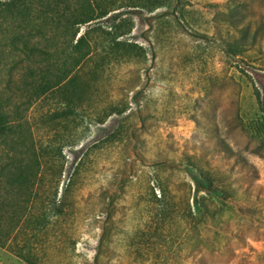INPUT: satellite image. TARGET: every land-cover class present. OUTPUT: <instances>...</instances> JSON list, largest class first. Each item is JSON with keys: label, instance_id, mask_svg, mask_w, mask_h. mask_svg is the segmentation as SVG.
<instances>
[{"label": "rangeland", "instance_id": "1", "mask_svg": "<svg viewBox=\"0 0 264 264\" xmlns=\"http://www.w3.org/2000/svg\"><path fill=\"white\" fill-rule=\"evenodd\" d=\"M96 1L132 5L141 0ZM150 1L162 6L154 11L125 6L117 21L104 18L92 24L111 33L119 23L122 29L132 28L122 39L142 45L147 54L113 61L93 80V107L125 104L129 109L105 124L87 118L79 125L80 143L63 151L58 201L64 211L51 214L42 231L28 229L32 253L37 264H264V148L242 126L257 117L255 88L264 95V35L252 42L256 31H264V0ZM243 27H248L246 51L228 54L230 46L240 50ZM31 40L47 43L42 34ZM29 49L27 22L11 15L4 19L0 11L1 98L9 94L7 78L22 77ZM94 56L100 59L99 53ZM48 107L38 104L26 112L36 138L48 139L46 129L38 127ZM116 130L121 135L111 141ZM237 154L249 165L237 161ZM188 156L227 171L263 212L262 220L254 215L230 220L226 230L231 239L223 252L202 243L195 247L190 224L175 211L160 215L155 196L162 193L160 186L173 208L186 207L192 184ZM41 190L50 194V181ZM9 221L2 222L0 264H29L17 255L25 235L14 237L16 230L5 234Z\"/></svg>", "mask_w": 264, "mask_h": 264}, {"label": "trees", "instance_id": "2", "mask_svg": "<svg viewBox=\"0 0 264 264\" xmlns=\"http://www.w3.org/2000/svg\"><path fill=\"white\" fill-rule=\"evenodd\" d=\"M0 6L4 19L11 15L21 22H27L30 38L26 70L18 80L11 76L7 78L9 94L6 100L0 97V148L3 149L0 150V244L4 245L1 240L4 235L2 222L8 218L11 224L5 234L10 235L16 230L14 237L17 233L25 235L17 255L29 264H37L32 253V241H28L31 235L28 229L42 231L50 221L51 214L59 216L64 211L63 203L58 201L59 186L65 171L64 148L76 147L80 143L81 138L77 139L76 131L87 118L105 124L109 117L123 116L129 109L125 104H110L101 109L93 107V80L106 71L105 65L113 61H130L146 57L147 54L142 45L122 39L131 33L132 28L122 29L120 23L119 26L114 23L116 31L111 33L92 24L104 18L117 21L123 15L125 6L130 10L147 8L154 11L162 5H152L150 0H141L132 5L120 1L101 5L96 0H9L0 2ZM84 26L86 30L81 33ZM46 29H49V35ZM241 31L242 48L234 50L230 46L228 54L246 51L249 44L248 27H243ZM38 34H42L47 43L31 40ZM260 35H264L262 29L255 32L252 42ZM15 43L13 40L12 44ZM16 48L23 51L19 46ZM97 53L100 59L95 60ZM91 61H94L91 63L93 66L85 72ZM255 95L257 117L247 125L242 123V126L250 139L264 148V95L257 87ZM38 104L43 109L49 106L41 114L38 126L46 129L48 139L36 138L26 114ZM91 113H95L94 116ZM118 135H121L120 131L113 132L111 141H116ZM229 150L233 153L232 149ZM235 158L249 165L241 154ZM47 173L49 176H46ZM186 173L193 185L189 186L184 210L171 206L165 187L160 186L162 193L159 197L155 196L161 203V216L175 211L178 219L190 224L195 247L202 243L204 248L211 247L218 253L223 252L231 239L230 231L226 230L230 220H241L250 215L263 218L262 210L254 206L249 193L235 186L227 171L197 164L188 156ZM46 180L50 181V194L41 190ZM67 194L64 192L62 199ZM191 199L194 200L193 205ZM244 202L246 205H243ZM37 205L39 209H36Z\"/></svg>", "mask_w": 264, "mask_h": 264}]
</instances>
